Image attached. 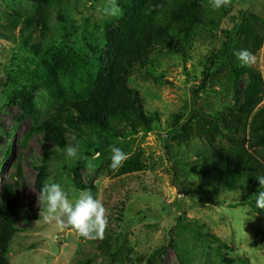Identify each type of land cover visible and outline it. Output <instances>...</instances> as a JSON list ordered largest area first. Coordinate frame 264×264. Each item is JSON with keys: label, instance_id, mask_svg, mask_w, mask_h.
Listing matches in <instances>:
<instances>
[{"label": "rangeland", "instance_id": "1", "mask_svg": "<svg viewBox=\"0 0 264 264\" xmlns=\"http://www.w3.org/2000/svg\"><path fill=\"white\" fill-rule=\"evenodd\" d=\"M153 1L166 12L158 22L177 36L153 45L150 62L131 69L120 67L116 54L149 17L152 1L115 0L121 13L110 17L102 9L112 0H54L48 34L37 28L23 37L37 0H0V199L14 185L20 192L8 264H264L256 235L264 209L245 184L216 183L200 170L203 161L250 139L260 105L247 102L249 73L237 79L230 65L259 74L264 100V0H228L220 9L195 0L205 25L194 28L168 0ZM241 49L256 62L241 67L234 54ZM121 80L156 113L150 126L135 121L103 132L79 123L77 109ZM47 124L61 134L63 148L46 139ZM73 135L78 159L64 152L76 143ZM112 147L128 154L118 170L110 167ZM41 168L43 184L90 189L100 199L109 219L103 238L44 220L35 187Z\"/></svg>", "mask_w": 264, "mask_h": 264}, {"label": "trees", "instance_id": "2", "mask_svg": "<svg viewBox=\"0 0 264 264\" xmlns=\"http://www.w3.org/2000/svg\"><path fill=\"white\" fill-rule=\"evenodd\" d=\"M149 7V17L137 27L134 35L127 43L121 44L122 47L116 54L115 61L122 68L133 66H145L150 62L151 47L155 44H165L172 42L177 36L173 30H168L159 22V18H165L166 12L164 7L152 6L153 0ZM38 6L36 16H31L23 22L21 35L26 36L29 30L40 28V36L45 37L48 34L47 21L48 12L54 0H37ZM169 6L178 10L181 18L188 20V28L205 25L198 3L195 0H168ZM52 51L54 47H50ZM35 48H39L36 45ZM42 50L39 49L37 55H42ZM229 53V48L225 49V54ZM216 58V56L214 57ZM231 72L234 77L239 79L245 72L249 73V84L246 89L247 102L257 108L251 125L250 139L247 145L240 144L237 148L227 152L214 155L203 161L200 170L203 176H206L216 183L225 182L230 185L245 184L250 192V197H255L259 191H264V186L259 184L256 179L259 175H264V100L262 98L263 85L259 74L253 70L246 68L244 71H237L234 66H231ZM132 69V68H131ZM100 95L91 102V106L83 110L78 108V121L82 124H92L100 131L108 132L115 127L131 126L135 121H138L144 126H150L153 121L155 112L148 113L145 110V102L140 97V94L128 88L126 82L121 80L117 88L102 86ZM136 107V108H135ZM262 129V130H260ZM45 136L49 142H52L59 148L64 147V141L59 132L51 124L46 125ZM46 161L50 159L49 154L44 153ZM79 168L81 166L79 165ZM45 169H39L36 177L35 187L40 193L45 179ZM20 198L18 185L6 188L1 196L0 209V264H8L7 254L8 247L11 244L16 233L14 229V219L16 204ZM202 233L205 238L212 240L220 248H227L220 244L210 233L203 230V226H198L195 222L191 223ZM260 237L261 245L264 248V226L257 229ZM225 262H230L225 257Z\"/></svg>", "mask_w": 264, "mask_h": 264}, {"label": "clouds", "instance_id": "3", "mask_svg": "<svg viewBox=\"0 0 264 264\" xmlns=\"http://www.w3.org/2000/svg\"><path fill=\"white\" fill-rule=\"evenodd\" d=\"M228 3V0H212V7L220 9ZM105 16L116 17L121 9L112 0L109 6L102 9ZM240 61V66H251L256 62V56L248 49H241L234 53ZM76 143L67 145L64 149L66 158L78 159L80 156V144L76 135L72 136ZM111 165L113 170H118L128 159V154L119 147L111 148ZM261 186H264V175L256 177ZM256 207L264 209V191L256 195ZM39 205L46 222H57L61 226L70 227L84 238H103L109 225L107 209L90 189H75L71 192L60 183L45 182L40 190Z\"/></svg>", "mask_w": 264, "mask_h": 264}, {"label": "water", "instance_id": "4", "mask_svg": "<svg viewBox=\"0 0 264 264\" xmlns=\"http://www.w3.org/2000/svg\"><path fill=\"white\" fill-rule=\"evenodd\" d=\"M63 233H60L59 236H58V239L61 240V237H62Z\"/></svg>", "mask_w": 264, "mask_h": 264}]
</instances>
